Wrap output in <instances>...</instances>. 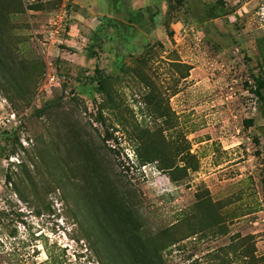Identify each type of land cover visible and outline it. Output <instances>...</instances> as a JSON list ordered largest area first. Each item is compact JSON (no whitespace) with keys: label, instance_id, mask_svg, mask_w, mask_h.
I'll use <instances>...</instances> for the list:
<instances>
[{"label":"rangeland","instance_id":"1","mask_svg":"<svg viewBox=\"0 0 264 264\" xmlns=\"http://www.w3.org/2000/svg\"><path fill=\"white\" fill-rule=\"evenodd\" d=\"M258 77L264 0H0V264H264Z\"/></svg>","mask_w":264,"mask_h":264},{"label":"trees","instance_id":"2","mask_svg":"<svg viewBox=\"0 0 264 264\" xmlns=\"http://www.w3.org/2000/svg\"><path fill=\"white\" fill-rule=\"evenodd\" d=\"M95 74H96V77L93 79V81L96 83V86H99V88L101 87V85L103 84V80L101 79V75H102V72L99 71V69L96 67L95 68ZM255 89L253 91V94L257 97V99L261 100L262 102H264V94H263V90H264V80L262 78H256L254 80V86H253ZM251 122H249L250 124ZM151 152L149 153L148 157L146 160H144V162L141 164L142 165H145L146 163H150V162H153V158H152V150H150ZM263 183H264V179H263ZM170 231V229H167L166 232ZM135 247L132 248V252H134L135 254H137V256H140L147 260L149 259V255L147 254V244H143V243H136L134 244ZM144 252V253H143Z\"/></svg>","mask_w":264,"mask_h":264}]
</instances>
